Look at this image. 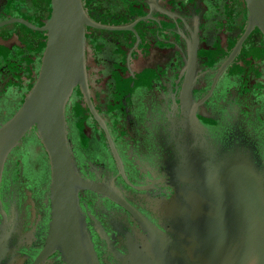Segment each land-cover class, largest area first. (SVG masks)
<instances>
[{"label": "water", "instance_id": "water-1", "mask_svg": "<svg viewBox=\"0 0 264 264\" xmlns=\"http://www.w3.org/2000/svg\"><path fill=\"white\" fill-rule=\"evenodd\" d=\"M46 1L47 16L39 23L0 20V31L18 24L43 39L34 81L0 123V264H264V111L257 112V77L246 80L244 71L215 108L204 112L212 91L202 95L199 88L205 69L199 19L186 13L191 25L182 19L184 46L175 76L160 79V91L144 97L143 124L135 127L119 116L117 135L130 145L127 158L138 173L130 180L93 99L86 39L87 29L128 28L94 21L82 0ZM15 2L25 3L0 0V16ZM242 3L243 31L208 71L215 75L214 87L252 34L264 48V0ZM2 81L4 92L8 84ZM128 95L121 98L123 106ZM76 100V122L87 116L118 170L115 177L92 170L91 161L79 164L71 134ZM28 141L39 147L38 159L31 161L45 174L42 234L33 255L27 251L41 216L34 217L21 157L15 160ZM86 192L117 210L98 213Z\"/></svg>", "mask_w": 264, "mask_h": 264}, {"label": "flooded vegetation", "instance_id": "flooded-vegetation-1", "mask_svg": "<svg viewBox=\"0 0 264 264\" xmlns=\"http://www.w3.org/2000/svg\"><path fill=\"white\" fill-rule=\"evenodd\" d=\"M22 1L25 3H13L10 9L0 16V20L22 17L31 23H39L45 19L48 12L46 0ZM146 1H149V6L144 0H82L86 12L94 21L128 28V31L124 32L87 29L86 39L93 99L97 110L104 115L112 141L130 180H134L138 173L132 161L127 158L130 145L117 135L116 125H119V116L122 114L124 120H128L132 126L137 127L139 122L143 124L146 118L144 97H150L160 91V79H166L165 76L169 74L175 76L176 68L182 61L180 47L184 46L179 34V31L184 30L185 24L182 19L185 18L187 25H191L189 18L185 16L186 13L190 16L198 15L199 19L196 25L199 32V60L205 68L202 70L199 88L202 95H208L212 91L203 111L215 108V104L222 100L224 94L241 81V73L244 71L246 80L257 77L254 80L260 90L257 95V112L264 111V48L256 32L243 42L234 64L219 78L215 87L213 86L215 75L208 72L222 61L243 31L242 0ZM42 46L43 39L38 34L18 24L0 31V83L7 80L8 84L3 89L4 92L0 90V123L8 118L18 97L34 81ZM120 80L124 81L125 89ZM126 95H128L126 106H123L121 98ZM75 102L77 103L72 108L71 134L79 164L81 165L83 160L84 164L91 161L94 163V166L90 167L92 170L115 177L118 170L106 157L99 134L87 116L80 124L76 122L74 113L79 104L77 100ZM81 125L83 139L79 140L77 133H80ZM37 156L39 157V147L31 141L19 148L15 156V160L21 157L23 163V174L26 178L23 185L33 193L36 210L34 217L37 219L39 214L41 216L34 235L36 241L29 247V251L25 249L31 255L40 246L39 239L44 220L39 201L44 194L42 182L45 174L40 166H34V162L31 161ZM4 173L7 174V168ZM108 178L111 179L110 176ZM4 180L6 181V178ZM121 182L122 180L118 178V183ZM85 198L90 202V207L94 206L98 213L107 215L117 210L115 205L99 199L90 192H86Z\"/></svg>", "mask_w": 264, "mask_h": 264}]
</instances>
